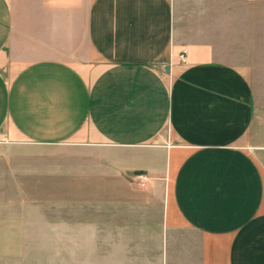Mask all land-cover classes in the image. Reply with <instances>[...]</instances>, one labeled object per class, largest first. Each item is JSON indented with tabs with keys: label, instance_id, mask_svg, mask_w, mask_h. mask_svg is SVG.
I'll use <instances>...</instances> for the list:
<instances>
[{
	"label": "crops",
	"instance_id": "crops-1",
	"mask_svg": "<svg viewBox=\"0 0 264 264\" xmlns=\"http://www.w3.org/2000/svg\"><path fill=\"white\" fill-rule=\"evenodd\" d=\"M1 140L158 190L95 263L264 264V0H0Z\"/></svg>",
	"mask_w": 264,
	"mask_h": 264
},
{
	"label": "rangeland",
	"instance_id": "rangeland-1",
	"mask_svg": "<svg viewBox=\"0 0 264 264\" xmlns=\"http://www.w3.org/2000/svg\"><path fill=\"white\" fill-rule=\"evenodd\" d=\"M97 168L89 157L1 140L0 218L11 223L0 222V264H100L93 260L105 259L106 237L90 226L103 217L105 205L97 202L158 190L106 180Z\"/></svg>",
	"mask_w": 264,
	"mask_h": 264
},
{
	"label": "built area",
	"instance_id": "built-area-1",
	"mask_svg": "<svg viewBox=\"0 0 264 264\" xmlns=\"http://www.w3.org/2000/svg\"><path fill=\"white\" fill-rule=\"evenodd\" d=\"M180 59L182 62H185L186 61V57L184 55L180 56ZM137 181L139 182V184L143 187L145 184H144V181H145V178L143 176H138L137 177Z\"/></svg>",
	"mask_w": 264,
	"mask_h": 264
}]
</instances>
